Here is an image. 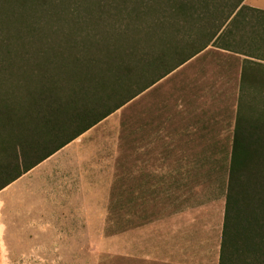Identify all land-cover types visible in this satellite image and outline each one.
Returning <instances> with one entry per match:
<instances>
[{"label":"trees","instance_id":"1","mask_svg":"<svg viewBox=\"0 0 264 264\" xmlns=\"http://www.w3.org/2000/svg\"><path fill=\"white\" fill-rule=\"evenodd\" d=\"M244 1L14 0L0 19V192L209 46L264 61L239 49L257 37L247 27L264 30V11ZM247 62L241 94L264 89V66ZM244 101L219 264H264V97L261 107Z\"/></svg>","mask_w":264,"mask_h":264},{"label":"crops","instance_id":"2","mask_svg":"<svg viewBox=\"0 0 264 264\" xmlns=\"http://www.w3.org/2000/svg\"><path fill=\"white\" fill-rule=\"evenodd\" d=\"M244 5L264 11L250 0ZM240 20L254 23L253 15ZM213 54L226 56L229 62L217 63ZM247 61L264 66L263 60L240 51L209 46L155 85L180 70L185 72L181 125L172 131L182 140L168 138L167 146L171 150L168 163L181 161L183 168L168 173L165 222L121 232L120 259L129 264L220 263L227 187L221 177H229L230 157L228 151L224 153L223 138L234 130L240 96L247 99L250 95V89L240 93L243 67L251 65ZM233 102L234 107L223 105ZM73 148L85 149L72 142L0 192V261L25 254L16 247L46 245L48 231H55L57 239H66L68 231L74 237V231L91 228L94 198L104 197L105 190L109 198L110 186L87 177L84 160L88 158L75 154Z\"/></svg>","mask_w":264,"mask_h":264},{"label":"rangeland","instance_id":"3","mask_svg":"<svg viewBox=\"0 0 264 264\" xmlns=\"http://www.w3.org/2000/svg\"><path fill=\"white\" fill-rule=\"evenodd\" d=\"M5 1L6 4L0 0V5H4L0 7V19L11 17L13 13L14 0ZM250 3L264 7V0H250ZM245 13L252 14L250 11ZM257 24L245 31L248 38L257 33V37L252 36L253 44L239 49L264 59V30H255ZM192 29L195 34V28ZM161 44L159 40V49ZM213 55L217 63L229 62L226 56ZM184 74L178 71L159 86L147 90L137 103L128 104L76 140L85 149L73 148L72 152L87 156L84 160L87 177L105 181L110 186L109 198L106 190L104 197L94 198L96 208L95 214L90 215L91 228L74 231L76 238L73 231H68L66 239H57L55 231H48L46 245L16 247L19 253L25 254L12 261H0V264H129L125 258L120 259V233L151 222H165L168 173L171 169L177 173L183 168L181 161L178 164L176 160L174 165L168 163L167 154L171 150L167 146L168 138L170 141L182 140L181 135L172 131L181 125ZM249 94L244 103L251 108L261 107L264 89L255 86ZM235 104L223 103L224 107ZM252 112L251 109L250 114ZM123 122L127 124L125 129ZM226 134L223 138L227 146L225 154L231 152L233 132ZM221 178L227 184L228 177ZM210 185L211 189L214 184ZM222 209L225 213V199Z\"/></svg>","mask_w":264,"mask_h":264}]
</instances>
